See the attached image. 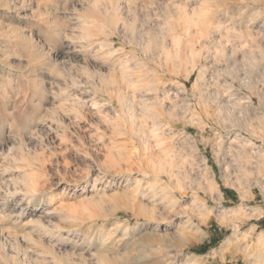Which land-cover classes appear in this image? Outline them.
I'll return each instance as SVG.
<instances>
[{
	"label": "clouds",
	"instance_id": "9594fccd",
	"mask_svg": "<svg viewBox=\"0 0 264 264\" xmlns=\"http://www.w3.org/2000/svg\"><path fill=\"white\" fill-rule=\"evenodd\" d=\"M0 264H264V0H0Z\"/></svg>",
	"mask_w": 264,
	"mask_h": 264
}]
</instances>
